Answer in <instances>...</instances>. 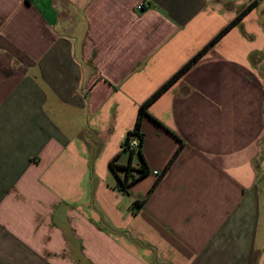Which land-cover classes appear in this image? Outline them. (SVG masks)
I'll use <instances>...</instances> for the list:
<instances>
[{
    "label": "crops",
    "instance_id": "obj_1",
    "mask_svg": "<svg viewBox=\"0 0 264 264\" xmlns=\"http://www.w3.org/2000/svg\"><path fill=\"white\" fill-rule=\"evenodd\" d=\"M0 264H264V0H0Z\"/></svg>",
    "mask_w": 264,
    "mask_h": 264
},
{
    "label": "trees",
    "instance_id": "obj_2",
    "mask_svg": "<svg viewBox=\"0 0 264 264\" xmlns=\"http://www.w3.org/2000/svg\"><path fill=\"white\" fill-rule=\"evenodd\" d=\"M252 4L247 6L246 8L242 9L236 16V18L230 22L222 31L221 33L202 51L197 53L195 57L182 69L180 70L169 82H167L165 85H163L148 101H146L138 110L136 121L134 124L133 129L126 135V138L123 142V149L127 150L129 152V157L131 158L132 155L137 154L139 157V168L133 169L130 166V163L127 166L119 167L115 166L114 164H110L109 167L111 171L123 170L125 171V178L123 180L118 179V188L121 192L127 193L129 187L135 183L140 178L147 175L148 171L146 169L145 162L141 156V148H142V142H143V134L141 133V121L144 116L147 115V108L149 105L163 92L165 91L180 75H182L189 67H191L201 56L202 54L208 50L217 40H219L223 35H225L230 29L235 27L242 17L246 15L250 9L252 8ZM132 141H136V146L131 147L130 144ZM142 202H136L134 205H141Z\"/></svg>",
    "mask_w": 264,
    "mask_h": 264
},
{
    "label": "built area",
    "instance_id": "obj_3",
    "mask_svg": "<svg viewBox=\"0 0 264 264\" xmlns=\"http://www.w3.org/2000/svg\"><path fill=\"white\" fill-rule=\"evenodd\" d=\"M142 8V5H138L137 6V9L140 10ZM131 147H135L136 146V141H132L131 144H130ZM154 175H156V172H154Z\"/></svg>",
    "mask_w": 264,
    "mask_h": 264
},
{
    "label": "rangeland",
    "instance_id": "obj_4",
    "mask_svg": "<svg viewBox=\"0 0 264 264\" xmlns=\"http://www.w3.org/2000/svg\"><path fill=\"white\" fill-rule=\"evenodd\" d=\"M134 157H135V160H138V157H137V155H134Z\"/></svg>",
    "mask_w": 264,
    "mask_h": 264
}]
</instances>
